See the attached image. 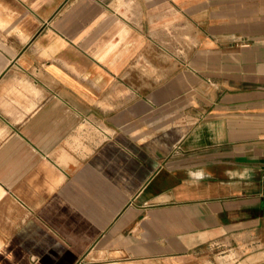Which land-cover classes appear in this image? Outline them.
I'll return each mask as SVG.
<instances>
[{"label":"crops","instance_id":"0c3cea01","mask_svg":"<svg viewBox=\"0 0 264 264\" xmlns=\"http://www.w3.org/2000/svg\"><path fill=\"white\" fill-rule=\"evenodd\" d=\"M0 264H264V0H0Z\"/></svg>","mask_w":264,"mask_h":264},{"label":"bare ground","instance_id":"6f19581e","mask_svg":"<svg viewBox=\"0 0 264 264\" xmlns=\"http://www.w3.org/2000/svg\"><path fill=\"white\" fill-rule=\"evenodd\" d=\"M9 27V26H8Z\"/></svg>","mask_w":264,"mask_h":264}]
</instances>
